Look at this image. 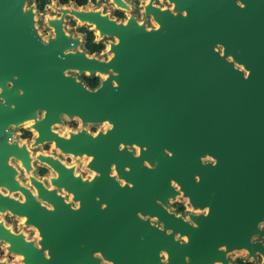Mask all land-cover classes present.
<instances>
[{
    "label": "water",
    "instance_id": "1",
    "mask_svg": "<svg viewBox=\"0 0 264 264\" xmlns=\"http://www.w3.org/2000/svg\"><path fill=\"white\" fill-rule=\"evenodd\" d=\"M170 2L173 11L146 6L155 29L134 16L124 23L62 9L45 41L27 0H0V187L25 195L22 202L0 192V212L26 218L40 236L28 241L0 223V242L24 264H231L228 254L242 250L264 264V0ZM68 14L118 40L110 60L79 49L81 39L64 29ZM68 72L106 77L93 90ZM63 116L79 118L82 130L55 133ZM30 120L34 147L54 143L91 158L96 176L84 180L38 155L78 208L31 177L51 208L43 206L16 180L10 159L28 172L32 159L9 130ZM106 122L97 135L85 128ZM178 196L206 213H171Z\"/></svg>",
    "mask_w": 264,
    "mask_h": 264
},
{
    "label": "rangeland",
    "instance_id": "2",
    "mask_svg": "<svg viewBox=\"0 0 264 264\" xmlns=\"http://www.w3.org/2000/svg\"><path fill=\"white\" fill-rule=\"evenodd\" d=\"M37 0H27L26 4V9H29L31 7L34 8L35 12V21H36V28L40 34V36L45 40L48 41L50 38L55 36L54 29L49 25V20L52 19H58L62 16V9H82L86 11H99L102 14L108 15L110 18L121 22L128 20V16H134L136 20L138 21L139 24H145L148 29H155L159 25L155 21L154 17L151 15H147L143 11V7L140 6L141 4L144 5L145 2L152 3L151 0H137L136 3L134 4L135 0H125V2L129 5L128 11L119 7L113 0H88V3L85 6H78L74 2H69L68 4L62 5L58 0L52 1L49 4L46 5L44 9H38L37 8ZM157 6H160L165 9H169L173 11V7H170V4L163 1L159 0L156 2ZM167 6V7H165ZM123 11V12H122ZM120 13H124V17H120ZM86 28L90 31L94 32L95 35V41L96 43H101L105 46L104 50L100 53H95V54H90L88 50L86 49V36L84 33L81 32V29ZM64 29L67 33V35L73 36L74 38H80L82 41V44L80 45L79 49L86 52L89 56L92 57H97L98 59L101 60H110L112 57V54L109 53L108 49L110 48V45L112 43H117L118 40L114 37H101L99 32L95 29L93 25L85 24L82 23L81 21L77 20L74 16L68 14L66 16V21L64 24ZM221 49V47H218ZM239 67V66H238ZM242 69V67H239ZM69 75H74L77 76L78 79L82 80L85 82V78L89 76V74H78L77 72H68ZM97 76V75H96ZM100 80L102 81L105 79V77H102L101 75H98ZM39 117H43V113H39ZM63 124L62 125H56L54 126V130L57 131L60 135L63 136H68V132L70 130L72 131H81L82 130V123L79 119L76 118H67L63 116ZM88 126V125H86ZM30 129L29 125L21 126V127H11V131H19L23 132L24 130ZM87 130H101V131H106L109 129L108 124H90L87 128ZM96 134V133H93ZM35 135L34 133L30 134V139L29 141L26 142V145L30 148L31 150V155L36 161L37 157V152L38 154H44L45 152L43 151V146L42 147H36L34 148L33 145H30V141L34 139ZM21 142V140H19ZM48 149V148H47ZM134 150L136 153L138 152V148H131ZM52 152L54 155L62 161L65 165L70 166L75 169L76 174L78 176H81L82 178L86 180L92 179L96 175L89 167L88 163L91 160L90 157L88 156H83V157H76L73 155H68L62 153L58 148H56L55 144L52 145ZM213 160L211 158H206L205 162H212ZM14 165L17 167L18 164L13 161ZM24 171V170H23ZM25 174H28L24 171ZM114 175L116 174L115 171H113ZM25 174H22L19 178V182H22L25 184L26 181H29L28 178L25 176ZM54 173H52L53 175ZM176 186V185H175ZM176 188H178L176 186ZM62 194H64L66 197L72 198L70 201L72 202V205L78 207V203L73 200V195L69 194L66 192L64 189L62 190ZM170 204V212L174 213L178 216H183L185 219L189 220V215L190 214H202L206 213V211H201V210H194L192 205L190 204L189 200L187 198H184L183 196H178L174 199L169 200ZM5 219L8 220L7 216L5 213H0V220L5 222ZM24 219L22 217H17V221L12 222V227L18 231H21L22 234H26L27 238L33 239L35 242L40 239L38 236V230L34 228L33 226L26 225V219L23 222ZM16 222L19 223V225H16ZM152 223L159 226L163 227L162 224L157 220V219H152ZM8 224V223H7ZM262 228H264V223L262 224ZM178 239L181 241H185L184 238H181L178 236ZM260 240L259 238L255 239ZM264 242V238L262 239ZM6 253H9V250L6 248ZM13 254V253H12ZM164 260H166V256H163ZM12 263L13 264H24L21 259H19L18 255L13 254L11 256ZM228 259L231 264H263V258L262 256H259L257 260L254 259H249L248 253L246 251H234L228 254ZM7 260H9L7 258ZM10 261V260H9ZM105 264H111L107 261L104 260ZM220 264V263H218Z\"/></svg>",
    "mask_w": 264,
    "mask_h": 264
},
{
    "label": "flooded vegetation",
    "instance_id": "3",
    "mask_svg": "<svg viewBox=\"0 0 264 264\" xmlns=\"http://www.w3.org/2000/svg\"><path fill=\"white\" fill-rule=\"evenodd\" d=\"M125 1V0H124ZM136 1L137 0H135L134 1V4L136 3ZM152 1V3H148V2H145L144 3V5H140V6H142L143 7V11H144V13L146 14V10H145V8H146V6L147 5H152V6H154V7H157V8H160V9H165V8H162V7H160V6H157L156 5V2L157 1H159V0H151ZM163 1H165V2H167V3H169L170 4V7H173V9H174V6H175V4L174 3H172V2H170V0H163ZM36 3H37V8L38 9H40V0H37L36 1ZM127 4V3H126ZM128 5V4H127ZM128 7H129V5H128ZM165 7H167V6H165ZM130 8V7H129ZM128 8V9H129ZM123 9H125V8H123ZM128 9H125V10H127L128 11ZM123 12V11H122ZM123 14L124 13H120V15H122V17H124L123 16ZM152 16V15H151ZM218 47H221V49H219ZM217 50L223 55V52H224V49H223V47L222 46H217ZM27 125H29V124H27ZM10 131V133H14L15 134V136L11 139V143L13 142V141H16V142H18V144L20 145V147H22L23 145H26V142L27 141H29V137H30V134L31 133H34V135H35V132L34 131H32L31 129H27V130H24L23 132H19V131H15V132H13V131H11V129L9 130ZM89 133H99V132H101V130L99 129V130H91V131H89V130H87ZM54 132L55 133H58L57 131H55L54 130ZM79 131L78 130H76V131H72V130H70L68 133H78ZM102 132H105V131H102ZM19 140H21V142L19 141ZM34 141H35V137H34V139L32 140V141H30L29 143H30V145H33L34 144ZM54 143H45L44 145H38L37 147H42L43 146V151L45 152L43 155H53V156H55L54 155V153L52 152V145H53ZM27 146V145H26ZM27 148H28V150H29V152H30V157H31V165H32V170L30 171V172H28L26 169H25V167L22 165V163H21V161L20 160H18V159H16V158H11L10 159V165H12L16 170H17V172H18V174L16 175V180L19 182V178H20V176L22 175V174H25L24 173V171L26 172V173H28V174H25V176L28 178V180L29 181H26L25 182V184H23L22 182H19V184L20 185H22V186H24V187H26L31 193H32V195L35 197V199L37 200V201H40V203L43 205V206H46V207H48V208H51V205H49L47 202H45V201H43L41 198H39V194H38V190H37V188L32 184V181H31V177H35L38 181H40L41 183H42V185L44 186V188H46L47 190H55L56 191V193L58 194V195H60V196H62V197H64V199H65V201L67 202V203H71L72 204V202L70 201L72 198H70V197H66L64 194H62V190L63 189H60V188H56L53 184H52V179L53 178H55L56 176H57V173L54 171V169L52 168V167H50L48 164H46V163H43V162H41V161H39V159H38V155H40V154H38L39 152H37V155H36V157H37V159H36V161H34V159H33V157H32V155H31V150H30V148L27 146ZM34 148H36V147H34ZM48 148V149H47ZM56 157V156H55ZM13 161H15L17 164H18V166L16 167L13 163ZM62 162V161H61ZM63 163V162H62ZM64 164V163H63ZM67 166V165H66ZM67 167H69V168H72V167H70V166H67ZM24 170V171H23ZM75 170V169H74ZM52 173H54L53 175H52ZM75 175H77L76 174V171H75ZM112 175H114V173L112 172ZM78 176V175H77ZM84 179V178H83ZM92 179H93V177H92ZM92 179H90V180H92ZM84 180H86V179H84ZM122 184H124V182L123 181H120ZM175 185V184H174ZM0 192L3 194V195H5V196H10V197H12V198H14V199H16V200H19V201H25V195L21 192V191H17V192H12V193H10L6 188H4V187H0ZM74 208H78V207H76V206H74V205H72ZM78 206H79V204H78ZM0 213H3V212H0ZM5 215L7 216V218H8V220L7 219H5V222H3V221H1L0 220V223H2V224H4V226H5V228H7V229H9L11 232H13V233H15V234H22V232L21 231H18L17 232V230H15L13 227H12V224H11V221L12 222H14V221H17V217L18 216H16V215H13L12 213H10V212H6L5 213ZM26 222V221H25ZM8 223V224H7ZM21 223H23V222H21ZM16 225H19V223H17L16 222ZM30 226V225H29ZM35 228V227H34ZM25 237H26V239L28 240V241H34L33 239H28L27 238V236H26V234H23ZM39 240V239H38ZM6 248H7V244L5 243V242H0V261H5V262H7L8 264H13L12 263V259H11V256H13V254L12 253H6ZM95 256L96 257H100L101 258V256H100V254H95ZM7 258L10 260H7ZM102 262L104 263V260H102ZM110 263V262H109ZM105 264V263H104Z\"/></svg>",
    "mask_w": 264,
    "mask_h": 264
},
{
    "label": "trees",
    "instance_id": "4",
    "mask_svg": "<svg viewBox=\"0 0 264 264\" xmlns=\"http://www.w3.org/2000/svg\"><path fill=\"white\" fill-rule=\"evenodd\" d=\"M56 0H40V9H44L47 4ZM62 5L68 4L69 2H74L78 6H85L88 0H58ZM122 17V15H120ZM81 32L86 36V49L90 54L100 53L104 50L105 46L101 43H96L95 35L93 31L86 28L81 29ZM86 85L91 89H96L100 86L101 80L98 76H88L85 78Z\"/></svg>",
    "mask_w": 264,
    "mask_h": 264
},
{
    "label": "bare ground",
    "instance_id": "5",
    "mask_svg": "<svg viewBox=\"0 0 264 264\" xmlns=\"http://www.w3.org/2000/svg\"><path fill=\"white\" fill-rule=\"evenodd\" d=\"M75 10H78V11H84V10H82V9H75ZM86 11V10H85ZM77 20H79L76 16H74ZM131 17V16H130ZM129 16H128V19L130 18ZM80 21V20H79ZM127 21L128 20H125V21H123L124 23H127ZM93 26L96 28V26L93 24ZM159 27V26H158ZM157 27V28H158ZM97 31L99 32V30L97 29ZM110 48H111V46H110ZM110 48L108 49V51H110ZM99 75H101L102 77H106V75H104V74H99ZM66 117V116H65ZM68 118V117H67ZM76 119H79V118H76ZM80 120V119H79ZM81 121V120H80ZM82 123V122H81ZM26 124H29V126H30V129L32 130V131H34L35 132V137H37L38 136V132L33 128L34 127V124H35V120H30V121H26V122H24L22 125H20V127L21 126H25ZM103 124H108L109 125V123L108 122H106V123H103ZM102 124V125H103ZM56 125H58V124H56ZM55 125V126H56ZM88 126L90 125V124H87ZM88 126H85V128H87ZM81 127H82V125H81ZM111 127V125H109V128ZM54 128V127H53ZM70 134L71 133H68V136H66V137H70ZM94 135H97V134H94ZM60 136H63V135H60ZM48 156H52L53 158H55V159H57V157H55V156H53V155H48ZM91 161V160H90ZM89 161V162H90ZM94 173H96L95 171H93ZM77 176V175H76ZM96 176V175H95ZM94 178V177H93ZM5 196V195H4ZM22 219H24L23 220V223H24V221H25V219L26 218H22ZM38 236H39V232H38ZM40 237V236H39ZM242 251H246V250H242ZM247 252V251H246ZM248 253V252H247ZM164 256V255H163ZM19 257V259H21L22 260V256H18Z\"/></svg>",
    "mask_w": 264,
    "mask_h": 264
}]
</instances>
